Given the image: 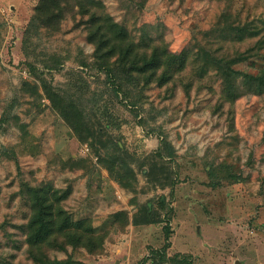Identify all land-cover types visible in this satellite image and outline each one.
Wrapping results in <instances>:
<instances>
[{"label":"rangeland","instance_id":"obj_1","mask_svg":"<svg viewBox=\"0 0 264 264\" xmlns=\"http://www.w3.org/2000/svg\"><path fill=\"white\" fill-rule=\"evenodd\" d=\"M100 1L138 48L174 54L172 78L102 68L77 0H0V264H33L24 191L46 184L105 235L99 253L46 247L53 259L154 264L169 226L168 257L264 264V87L248 78L264 69V0ZM147 207L160 221L135 225Z\"/></svg>","mask_w":264,"mask_h":264},{"label":"trees","instance_id":"obj_2","mask_svg":"<svg viewBox=\"0 0 264 264\" xmlns=\"http://www.w3.org/2000/svg\"><path fill=\"white\" fill-rule=\"evenodd\" d=\"M55 10L64 13L65 7H62L61 0H50ZM100 0H77L78 12L82 17H86V27L88 39L95 46V57L99 65L111 72L112 66L117 65L119 68L128 72L141 74H150L148 80L155 77L159 85L166 84L172 78L171 60L173 55H167L164 49L159 47L150 51L138 48L127 29L113 19V17L102 9ZM39 20L40 17L35 15ZM167 56L170 58L167 59ZM116 57L114 64L110 62ZM172 58V59H171ZM248 78L256 81L259 86L264 87V69L258 75H248ZM234 84H229L228 92L231 94ZM70 108V110H68ZM80 118V114L72 106L62 107L64 118L75 128L81 126V122H74V115ZM264 140V134H263ZM124 186H127L124 185ZM30 204L31 214L26 224V242L28 250L32 257L33 264H78L79 261L70 257L66 260H57L48 256L46 247L65 248L70 245L73 248H85L89 253H99L104 248L105 235L95 233V226L91 219L80 218L74 219L71 212L63 206V201L67 198V192H64L52 185L43 186L27 185L24 191ZM162 203L160 208L164 207ZM148 209V210H147ZM142 218L134 215L133 223L149 224L160 221L159 217L154 216L157 212L151 211L150 207L146 208ZM121 213H116L115 217ZM127 214V213H126ZM129 219L128 214L126 216ZM165 244L156 250L154 264H192L186 258V255L176 254L168 257L167 249L171 246L169 226L164 227ZM144 258L139 264H145Z\"/></svg>","mask_w":264,"mask_h":264}]
</instances>
